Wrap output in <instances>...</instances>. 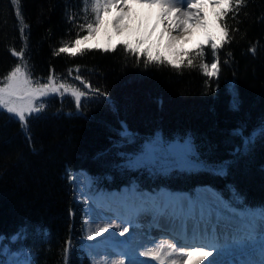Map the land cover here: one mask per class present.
Masks as SVG:
<instances>
[{
	"label": "trees",
	"instance_id": "1",
	"mask_svg": "<svg viewBox=\"0 0 264 264\" xmlns=\"http://www.w3.org/2000/svg\"><path fill=\"white\" fill-rule=\"evenodd\" d=\"M78 11L74 0H19L18 4L0 0V79L20 64L15 53L23 56L30 77L40 83L69 68L71 78L76 70L81 81L83 74L91 76L90 104L77 106L65 96L49 99L43 112L26 120V126L0 108L3 245L21 250L34 264H65L66 249L67 264H91L80 247L84 208L72 197L68 172L87 169L98 188L130 181V168L117 173L116 167H105L103 173L98 163L119 164L123 153L134 151L119 135L121 120L136 134L148 135L145 140L159 132L167 141H190L196 159L207 163L166 175H140L142 186L192 189L211 183L227 196L233 192L244 203L264 205V138L258 137L246 155H238L235 150L242 147V138L232 135L243 127V135L249 136L264 122V0H243L240 5L232 0L228 15L219 21L228 36L217 53L220 72L212 78L203 74L198 59L192 68L145 66L122 46L114 52L93 49L76 57L58 54L59 47L86 34L79 27L83 21ZM205 52L204 60L212 62L211 48L206 46ZM96 88L100 93L91 95ZM233 95L240 101L235 110ZM104 150L103 157L94 156ZM221 161L231 162L227 175L210 171L209 163ZM18 233H23L22 238L17 239Z\"/></svg>",
	"mask_w": 264,
	"mask_h": 264
},
{
	"label": "snow or ice",
	"instance_id": "2",
	"mask_svg": "<svg viewBox=\"0 0 264 264\" xmlns=\"http://www.w3.org/2000/svg\"><path fill=\"white\" fill-rule=\"evenodd\" d=\"M15 2L18 4L19 0H15ZM235 2L240 5L243 0H235ZM133 6L156 9L157 24L149 27L144 17H133ZM206 7L220 9L215 13L216 20L219 22L231 10L232 0H91V12L94 14V19H91L90 22L86 20L79 25L86 34H78L73 43L59 47L58 54L66 53L76 57L93 49L114 52L119 46H122L126 53L136 57L137 62L143 58L145 66L167 64L176 69H180L182 66L192 68L197 66L194 61L198 59L200 61L198 66L203 74L209 78L216 77L220 72L217 53L228 36V31L226 27L221 28V34L216 35L208 30L204 12ZM113 10L117 14L111 17L110 23L119 39L113 41L112 36H109L104 44L97 43L82 48L81 44L89 41L105 25L104 14H109ZM161 25L162 27L157 33V27ZM201 30L203 31L201 32ZM153 34H156L155 39H153ZM190 44L192 45L191 49L187 47ZM205 46H210L213 52L214 59L211 63L204 60ZM5 79L7 82L3 87H0V106L7 109L8 113H14L21 122H25L30 114L42 111L41 98L50 93H56L60 89L68 91L64 84L57 87L51 79L47 83L34 85V82L20 66L15 67ZM88 87L91 86L88 85ZM92 91L100 93L98 88L92 89ZM101 94L106 95V93ZM72 95L79 106L86 93L79 89H72ZM239 103V97L233 95L231 106L234 110L238 108ZM120 125L119 135L124 142H127L130 139L131 130L123 121H120ZM243 132V127L234 129L232 132V135L242 138V147L238 146L235 150L238 155H246L249 146L258 137L264 138V122L249 136H244ZM185 144L188 145V148L185 149V158L190 159L192 156L191 142ZM148 145L149 147L141 149V152L149 154L150 158L135 161L136 166L146 167L154 164L158 158H162L165 153L172 151L171 145L165 146L160 142L149 141ZM129 163H132L131 159ZM230 167V161H221L211 165L210 171L216 175H227ZM81 194L84 195V193ZM219 208H221L219 205L214 207L212 202L196 199L190 200L187 204L180 202L167 207L163 205L158 207L159 218H168L179 224V230L173 229L176 242L169 245L171 251L167 253L168 257H172L174 254L178 256L171 260V264H225L221 257L227 258V264H233L231 259L233 256L239 260V264H264V211L260 214L258 227L254 234L241 232L233 236L229 232L225 236L220 232L221 220L224 219V215L219 211ZM224 210L229 212L231 208L229 206ZM105 211L103 206L94 207L90 215L97 218L96 213L99 212L101 213L99 218H103L102 214ZM133 214L137 219L147 214L145 206L135 207ZM89 223H92V220ZM111 228H119V225L106 222L102 227H96L88 238L95 240L103 233H108ZM128 232L129 227L125 226L119 235L124 236ZM22 236L23 233H18L17 239ZM3 239L4 237H0V241ZM249 246H251V251H249ZM65 253V264H67L68 249L65 250ZM163 253L164 250L160 247L133 253L128 264H149V261L138 259L137 256L159 260L160 264H164V260L161 259ZM253 253L257 258H253ZM7 256L12 258L2 260L11 262V264H34V261L27 258L20 259L19 256L12 254L6 245L0 244V257ZM118 264H125V261L120 260Z\"/></svg>",
	"mask_w": 264,
	"mask_h": 264
},
{
	"label": "rangeland",
	"instance_id": "3",
	"mask_svg": "<svg viewBox=\"0 0 264 264\" xmlns=\"http://www.w3.org/2000/svg\"><path fill=\"white\" fill-rule=\"evenodd\" d=\"M74 1H75L76 9L79 10L78 13H79V15H81V18H82L81 21H83L82 23H84L86 20L90 22L91 19H94V14L91 12V0H74ZM205 9H207L206 15L208 14L209 16H211V13H213L212 18L209 20V23H207L208 30L211 31V32H214L216 35H219L220 34V28L217 25L215 13L218 12L220 9H218V8L214 9L212 7H206ZM143 10L144 9L139 7V6H133V11H132L133 17H142V14L144 12ZM208 10H209V12H208ZM149 11H150V14L146 13V15L152 16V15H154L153 11L156 13L157 10L156 9H152V12H151V10H149ZM116 14L117 13L115 12V10H113L109 14H104L105 25L102 28V33L96 35L97 37H95L96 38L95 44H97L96 42H98V43L102 42V44L106 43L109 36H112L113 41H115L116 39H119V37H117L115 35V30L112 28L111 23H110L111 17L113 15H116ZM155 20H156V23H157V18L156 17H155ZM157 33H158V28H157ZM217 33H219V34H217ZM155 38H156V34H153V39H155ZM81 47L82 48H87L88 45L87 44L86 45H81ZM187 47L191 49L192 45L191 44L187 45ZM15 55L19 58V61H21L18 66L22 67L25 70V72L27 73L28 77L34 82V85L36 83H40L39 81H36V80H34L33 78L30 77L31 71H30V69L28 67V64H26V62L22 61L24 59L23 56L20 53H15ZM141 62H144L143 58H141ZM70 71H72L71 68L67 69L65 72L61 73L57 77L56 76H52L50 78L54 82L55 86L58 87L60 84H64L65 87L68 89V91L65 92L64 89H60V91H58L56 93H50L48 96L41 98V101L43 103V108H42L41 112H43V110L48 106V101L56 99V97L59 100L63 99L64 96L68 97L70 103L75 104L76 102H75V97L72 95V89H79L81 91H85L86 95H85V97H83L81 99V103L90 104V100L88 98V92H89V87H88L89 81L88 80H90L89 79L90 73L88 72L86 74H83V81H81L79 79V77H78L79 74H80L78 70H76L73 73L72 78H71V73L72 72H70ZM63 76L65 78H67L68 81L63 79ZM50 79H48V80H50ZM6 82L7 81H6L5 78L4 79H0V87H3L4 83H6ZM47 82H49V81H47ZM47 82H45V83H47ZM98 84H96V85L99 88ZM103 91H105V90H103ZM90 94L92 95V94H94V92L90 91ZM55 95H57V96L55 97ZM101 105L102 104H100L99 106H101ZM37 106L39 107L40 104L38 103ZM86 106H88V105L85 104L83 109ZM0 108L5 109L2 106H0ZM5 110L7 112V109H5ZM40 113H32V114H30V116L37 115V114H40ZM10 114L15 116L14 113H10ZM16 118H18V117H16ZM21 123L23 124V126L27 125V121L21 122ZM148 131H150V130H148ZM148 131H146V132H148ZM132 132L135 133L134 131H132ZM129 135H130V139L127 142L123 141V143H129V145H133L134 146V151L131 152V153H123L122 156H121V162L122 163L120 162L119 164L116 163L114 165L112 161L109 162V160H107V161L105 160V162H107V163L104 162V165L102 164V166H100V167H102V168H104V167H106V168L116 167L118 170H120V171H117V173H121L122 170H123L122 168H124V167H126V170H127V168H130L127 171L129 173H131V174L132 173H136V175H137V176H135V175L130 176V179L133 182V181H135L136 178H139V176L143 175V174H146L147 176L148 175H152V173H155L156 175H158V174L166 175L167 173H171V172H174V171H180V170L188 171V170H191V169H194V168H200L203 165V163H200L196 159L198 157V155H197L196 150L194 149V147L192 145H191V149H192L191 158L190 159H186L185 158V149L188 148V145L185 144V143L189 142L187 140H178L177 139V140L167 141V140H165L163 138V136L159 132H155L153 134L155 138H153L151 140H145V138L148 135H141L140 133L139 134H136V133L132 134L131 133ZM136 136H137V138H136ZM143 137H145V138H143ZM149 141H153V143L160 142V143H162L165 146L171 145L172 151L169 152V153H165L162 158H158L157 162L154 163V164H150V165H148L146 167H144V166H136L135 161L147 160V159L150 158L149 154H147V153L142 154V152H141V149H146L147 147H149V145H148ZM112 154L114 155V152H111L109 155L112 156ZM130 159H131L132 163H129ZM106 176L109 179V176L107 174L105 175V177ZM72 178L76 179L77 177H74V175H72ZM89 178L92 179V177L90 175H89ZM122 190L126 191L129 194L133 193L134 195H137L138 192H139V190L137 189V185L135 183L132 186H129L127 188H123V189L120 188V190H114V192L115 191L122 192ZM142 192L148 193V191H142ZM196 196H200V199L196 198V200L212 202L214 207L216 206L214 204V201H218V200H216L214 198L213 193L209 189H207L205 187L197 188ZM75 197H77L76 200H79V201L83 200L84 201V199L81 196V194L78 191V189H75ZM90 206L95 207L96 205L94 203H92V202L87 204L85 238L88 239L89 241L92 240V239H89L88 237L91 234V232L94 231V230H92L91 225L89 223L90 220H92V221L94 220V218L90 215L92 213V211H93V210H91ZM219 206L221 207L220 204H219ZM219 211L222 212L223 215L226 216L228 219L231 218L230 217L231 215H232V218L238 219L237 215L232 214L230 211L226 212L224 210V207L219 208ZM108 221L110 223H112V224H118L119 228H111L108 233H103L102 235H104L108 241H109V238L110 239H114V240L118 239V238L126 239L125 236L127 235V233H125L124 236H120L119 232L123 229V227H125L127 225H123L121 223L114 222V221L112 222L111 220H107L106 219L105 222H103L102 224H99L97 227H102L103 224L108 222ZM127 227H129V226H127ZM113 233L115 235H112ZM127 236H129V235H127ZM169 245H170L169 243L163 241V242H158V243H154V244L147 243V245L142 247V250L139 249V251L130 250L129 248L126 249V246H122L121 248L123 250L127 251L129 259H130V258H132V254L133 253H140V252H143L145 250H154L155 248L160 247V248H163V250H164V253H163L162 257H161V259L164 260V264H171V260L173 258H178V256H176L175 254L172 257H168L167 256V253L169 251H171V249L169 248ZM99 249L100 248H98L96 245H93V246H89L88 245V246H86V250H87L89 256L92 258L94 264H118L117 262L113 263V261L110 260V258L108 256H106L104 253H100V251H98ZM17 253L18 252H14L12 254L17 255ZM11 258H12L11 256L7 257V259H11ZM136 258L142 259V260H147V261H149V264H160L159 260H154L152 258H145V257H142V256H137ZM233 258H234L235 261H239L235 256H233ZM253 258H257L255 253H253ZM0 259L2 260L4 258L0 257ZM221 259H223L225 261V257H221ZM7 264H11V262H7ZM225 264H227V261L225 262Z\"/></svg>",
	"mask_w": 264,
	"mask_h": 264
},
{
	"label": "bare ground",
	"instance_id": "4",
	"mask_svg": "<svg viewBox=\"0 0 264 264\" xmlns=\"http://www.w3.org/2000/svg\"><path fill=\"white\" fill-rule=\"evenodd\" d=\"M144 10V12H143V14H142V17H144L145 18V22H146V24L149 26V27H151V25H155V24H157L156 23V20H155V17H156V13L153 11V13H154V15H152V16H149V15H146V13H148V14H150V11L149 10H151V12H152V9H149V8H143ZM206 11H207V9H204V12L206 13ZM150 23V24H149ZM153 23V24H152ZM161 27H162V25L161 26H158L157 28H158V32L160 31V29H161ZM102 28L103 27H101L98 31H97V33L95 34V36L94 37H92V38H90L89 39V41H87L86 43H84V44H81V45H92V44H95V40H96V38L95 37H97L96 35L97 34H100V33H102ZM101 30V31H100ZM201 32H202V30H201ZM96 43H98V42H96ZM99 44H102V42H99ZM153 129V128H152ZM155 132V131H154ZM153 132V133H154ZM112 135H114V132L112 131ZM115 145H117V143H115ZM111 148L112 147H110L109 146V150H111ZM107 150V149H106ZM103 152H105V150L104 151H100L99 153H96L94 156H96L97 158H101V157H103ZM106 154V153H105ZM112 159L114 160V161H117V155L115 154V155H113L112 156ZM226 161V160H225ZM99 164H103L104 163V161H102V162H98ZM211 165H213L212 163H211ZM101 166V165H100ZM99 166V167H100ZM100 168H102V167H100ZM105 171H106V169H105V167L104 168H102V172L103 173H105ZM76 174H85V172L84 171H81V172H76ZM70 175H71V173H70ZM110 178V177H109ZM206 184H211V183H206ZM110 187H113V186H110ZM160 194L158 195V198L159 199H162V201H165V199L168 197V196H170V202H166L165 203V205L166 206H169V205H173V204H178V202L180 203V202H184V203H188L189 202V200H190V198H189V195H188V193H178V192H175L174 194H172V193H170L168 190H164V189H162V190H160V192H159ZM141 197H143L144 196V194H142V195H140ZM233 196H236V195H233ZM156 198V197H155ZM149 201V200H148ZM138 206H141V205H143V206H145V208H146V212H148L149 211V208L151 207L150 206V204L149 203H146V204H144V203H142V202H139L138 204H137ZM153 206V205H152ZM146 221L144 220V219H141V220H138L137 218H136V225L137 226H142L143 225V227L142 228H144L146 225L147 226H149V227H151V224H144ZM152 223V222H151ZM169 222L168 221H165V220H161V222H159V223H157V225H158V227H159V231L160 230H164V229H167V227L169 226V225H167ZM173 223H175L174 221H173ZM141 224V225H140ZM255 226V223H250V222H238V223H229V222H226V223H221V226L220 227H222V230H224V231H226V230H231V229H240V230H242V228L243 227H254ZM157 228V227H156ZM156 235L158 236V238L160 239V237L162 236L163 237V235L162 234H160V233H156ZM133 238L134 239H138L139 237H138V235L137 234H133ZM145 245L144 244H140L139 246H136L137 248H140L141 250H142V247H144Z\"/></svg>",
	"mask_w": 264,
	"mask_h": 264
},
{
	"label": "water",
	"instance_id": "5",
	"mask_svg": "<svg viewBox=\"0 0 264 264\" xmlns=\"http://www.w3.org/2000/svg\"><path fill=\"white\" fill-rule=\"evenodd\" d=\"M124 122V121H123ZM126 124V122H124Z\"/></svg>",
	"mask_w": 264,
	"mask_h": 264
}]
</instances>
